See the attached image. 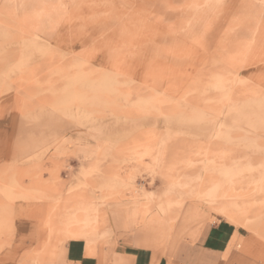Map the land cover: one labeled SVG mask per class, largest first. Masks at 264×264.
I'll return each instance as SVG.
<instances>
[{
	"label": "rangeland",
	"instance_id": "obj_1",
	"mask_svg": "<svg viewBox=\"0 0 264 264\" xmlns=\"http://www.w3.org/2000/svg\"><path fill=\"white\" fill-rule=\"evenodd\" d=\"M83 199L264 246V0H0V264L15 204Z\"/></svg>",
	"mask_w": 264,
	"mask_h": 264
},
{
	"label": "crops",
	"instance_id": "obj_2",
	"mask_svg": "<svg viewBox=\"0 0 264 264\" xmlns=\"http://www.w3.org/2000/svg\"><path fill=\"white\" fill-rule=\"evenodd\" d=\"M46 207L14 205L8 264H264V246L251 235L190 207L172 221H138L120 207L100 213L104 206L86 209L85 199L49 218Z\"/></svg>",
	"mask_w": 264,
	"mask_h": 264
},
{
	"label": "bare ground",
	"instance_id": "obj_3",
	"mask_svg": "<svg viewBox=\"0 0 264 264\" xmlns=\"http://www.w3.org/2000/svg\"><path fill=\"white\" fill-rule=\"evenodd\" d=\"M222 203V202H221ZM226 203V202H225ZM181 204V203H180ZM179 204V205H180ZM177 205V204H176ZM222 205H223V203H222ZM228 206V205H227ZM236 206H239V205H236ZM180 207V206H179ZM250 207V206H249ZM224 208V207H223ZM222 208V209H223ZM178 209V208H177ZM236 209V208H235ZM223 211V213L225 212V214L229 217V218H232V219H236V218H238V217H241L242 216V214L243 213H241V216L239 215V214H237V213H235L234 211H232L230 208H224V210H222ZM173 217H174V215H173ZM172 217V218H173ZM176 217V216H175Z\"/></svg>",
	"mask_w": 264,
	"mask_h": 264
}]
</instances>
